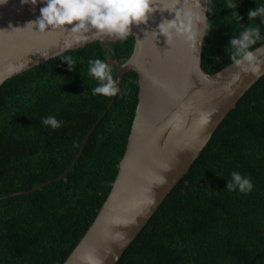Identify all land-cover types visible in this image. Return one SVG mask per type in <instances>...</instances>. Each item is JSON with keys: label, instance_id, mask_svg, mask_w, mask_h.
<instances>
[{"label": "trees", "instance_id": "obj_1", "mask_svg": "<svg viewBox=\"0 0 264 264\" xmlns=\"http://www.w3.org/2000/svg\"><path fill=\"white\" fill-rule=\"evenodd\" d=\"M225 6L226 0H214L208 13L202 53L208 74L232 63L226 46L242 27ZM255 7L254 0H237L243 25L250 23L248 9ZM134 44V36L107 50L95 42L0 87V198L29 191L70 167L111 100L92 95L98 82L87 74L89 59L105 60L114 76ZM67 55L76 61L73 71L62 60ZM120 89L66 176L0 201V264H63L81 241L118 175L138 104L137 74L128 72ZM49 115L63 125H43ZM233 171L252 180L251 192L225 188ZM116 264H264V76L225 118Z\"/></svg>", "mask_w": 264, "mask_h": 264}, {"label": "water", "instance_id": "obj_2", "mask_svg": "<svg viewBox=\"0 0 264 264\" xmlns=\"http://www.w3.org/2000/svg\"><path fill=\"white\" fill-rule=\"evenodd\" d=\"M162 3L163 0H156L158 6ZM42 6V3L22 5L20 0H7L0 5V87L7 80L68 51L95 42H100L107 50L130 36L135 38L132 55L117 67L114 75L119 88L130 71L137 74L139 82L138 104L126 151L106 201L63 263L116 264L185 177L225 118L264 76V43L254 49L261 63L260 73H241L239 79H234L240 70L232 63L214 74L203 70L202 53L207 31L196 56L183 38L177 37L167 43L163 35L156 34L159 23L164 18H173L174 13L158 8L146 23L134 24L132 33L123 39L89 34L86 42L66 49L65 42L72 40L67 32L40 34L30 28L13 29L23 28L27 22L36 20ZM117 95L111 97L65 172L29 191L1 197L0 201L33 193L66 176ZM201 116L206 117L204 123L200 122Z\"/></svg>", "mask_w": 264, "mask_h": 264}, {"label": "clouds", "instance_id": "obj_3", "mask_svg": "<svg viewBox=\"0 0 264 264\" xmlns=\"http://www.w3.org/2000/svg\"><path fill=\"white\" fill-rule=\"evenodd\" d=\"M254 2L256 7L248 9L246 13L250 23L243 25L241 23L243 18L235 11L237 0H226L224 9H231L229 16L242 26L226 46L230 61L240 70L234 79H239L241 73L258 75L261 71V63L254 55L253 46L264 40V34L261 32V25H264V2L257 0ZM5 3L7 0H0V5ZM20 3L22 5L42 3L43 6L39 9L40 16L36 20L27 22L23 28L13 29L30 28L40 34L52 31L67 32L72 36V40L65 42L66 49L86 42L89 34L123 39L132 33L134 24L146 23L149 15L159 8L160 11L174 13V16L171 19L164 18L157 26L156 34L163 35L167 43L177 37L183 38L195 55L198 52V45L202 43V37L209 30V16L206 13L212 11L214 0H163L161 6L156 4V0H20ZM257 19L259 23H254ZM62 60L67 62L69 71L75 69L76 61L71 55L62 57ZM87 74L98 82L90 89L92 95L112 97L121 93L112 74V68L105 60L89 59ZM205 119L206 117L201 116L200 122L204 123ZM42 123L56 129L64 122L49 115L42 119ZM230 176L226 189L244 194L253 190L254 184L248 176L242 175L239 171L231 172Z\"/></svg>", "mask_w": 264, "mask_h": 264}]
</instances>
